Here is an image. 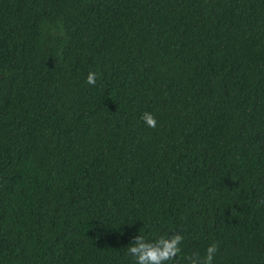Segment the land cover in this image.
Segmentation results:
<instances>
[{"label": "trees", "instance_id": "16d2710c", "mask_svg": "<svg viewBox=\"0 0 264 264\" xmlns=\"http://www.w3.org/2000/svg\"><path fill=\"white\" fill-rule=\"evenodd\" d=\"M262 199L264 0H0V264H264Z\"/></svg>", "mask_w": 264, "mask_h": 264}, {"label": "clouds", "instance_id": "9594fccd", "mask_svg": "<svg viewBox=\"0 0 264 264\" xmlns=\"http://www.w3.org/2000/svg\"><path fill=\"white\" fill-rule=\"evenodd\" d=\"M96 79L97 73L89 72L86 82L95 86ZM141 120L150 128L156 127V119L149 112L143 113ZM259 204L264 205V199ZM183 242L184 236L179 233L162 235L154 239H146L139 233L131 238L127 252L134 259L135 264H168L170 261L175 264H212L218 252L217 243L208 246L205 255L201 257L199 253L182 255Z\"/></svg>", "mask_w": 264, "mask_h": 264}]
</instances>
